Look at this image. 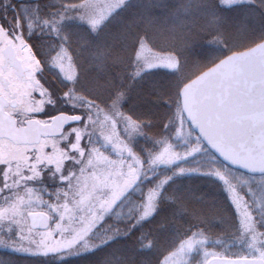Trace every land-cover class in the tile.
Returning <instances> with one entry per match:
<instances>
[{"label":"rangeland","instance_id":"obj_1","mask_svg":"<svg viewBox=\"0 0 264 264\" xmlns=\"http://www.w3.org/2000/svg\"><path fill=\"white\" fill-rule=\"evenodd\" d=\"M26 1L29 3L32 0ZM103 1L108 2V0ZM2 2L5 4L0 7V42L6 39L14 41L17 50L25 56L28 64L36 67L37 71H40V67L43 68L41 104L32 103L29 105V111H38L42 108L44 121H48L53 114L60 111H70L82 116L80 122L68 126L63 134L43 137L39 143L33 145L15 144L8 139L0 138V208L15 206L24 218L25 227L31 230L30 235L38 244L43 241L45 247L67 249L58 252L56 256L46 258L48 264H53L51 261L55 262L60 256L76 259L79 255L75 253L97 245H104L105 254L101 260L102 264H138L136 258H131L128 250L123 252L118 244L115 246L119 240L113 243L108 232L104 233L101 244L94 242L93 239L95 236H100L98 228L101 224L107 227L116 220L108 219L121 216L120 212L125 208L127 215L133 216L137 206L142 207V211L151 197H154L151 202L156 206L157 200L163 196L161 194L166 186L165 179L169 177L165 171L174 165L181 164L177 167L179 170L177 173L181 177L201 173L211 179L209 182L219 183L218 186L221 184L224 191L229 184L239 190L245 188L242 181L252 175L229 168L212 155L186 121L180 108L176 110L178 115L171 121L175 122L174 128L177 133L174 144L169 143L156 153L150 154L149 159L140 157L127 140L120 137L123 124L120 122L123 120L114 117L111 111L98 105L92 106L89 111L69 108L71 104L69 96L59 92L55 88L54 77L52 80L49 79L45 72L49 70L54 76L55 71L47 66L45 68L44 64L37 66L35 61L30 59L34 54L41 60L39 52L45 57L43 48L38 46L36 36L31 37L32 53H25L21 39L28 41L29 37L26 26L21 23L17 10L13 8L14 0L7 2L0 0V3ZM195 2L201 11L207 13L211 9L210 0H195ZM117 3H121V0L115 3L116 8ZM233 6L244 9L242 15L248 18L252 25V30L244 31L243 35L252 37L250 41L255 43L259 39H264V0H238ZM5 10H14L15 14H4ZM90 10L92 7L87 5L86 14H89ZM102 10H105L104 5ZM64 11L63 7L61 14ZM111 12L106 11L104 15L111 16ZM68 14L75 15L71 12ZM214 14L210 16L213 19L211 23L206 22L211 26L212 33L215 31L216 22H219L214 20ZM231 25H235L239 30L236 24L231 23ZM243 25H245L244 21L240 23V26ZM239 38H241L240 32L234 30L228 33L226 38L223 37L215 43L222 48L230 43L229 41L245 40ZM195 40L202 41L201 34L196 35ZM217 51L219 50L216 48L207 55L203 53L202 56L192 57L178 64V70L174 71V74L179 77L187 73L194 74L199 70L201 72L202 68L207 66V60L218 54ZM163 56L169 55L149 56L144 50L137 60L145 67L147 64H153L155 68H166L159 64V59ZM173 107L177 108V105ZM126 122L127 127H133L129 121ZM217 173L220 175L218 176ZM255 176L258 178L260 175ZM148 179L149 181L153 179L157 185L150 183L146 186ZM140 194L143 201L139 197ZM222 194L226 198V194ZM34 211H44L50 215L51 222L47 228L36 229L31 226L29 214ZM134 216L136 218L138 214ZM125 226L126 222L123 223V227ZM110 227L114 232H118L117 225ZM119 235L118 232L116 236ZM106 241L110 242L105 244ZM20 259L17 260V264L37 263Z\"/></svg>","mask_w":264,"mask_h":264},{"label":"trees","instance_id":"obj_2","mask_svg":"<svg viewBox=\"0 0 264 264\" xmlns=\"http://www.w3.org/2000/svg\"><path fill=\"white\" fill-rule=\"evenodd\" d=\"M118 1L120 0H108L105 3L103 0H90L88 6L92 7V10L86 15L90 19H106L107 22L100 29L99 35L88 37L90 43L87 45H80L78 37L84 35L80 25L72 23L68 26L73 32L69 43L80 69L76 92L68 93L71 103L69 108L89 111L92 106L98 105L111 111L114 117L123 120L120 122H123L120 137L125 138L140 157L149 159L150 154L156 153L169 143L174 144L177 139L175 122H171L178 115L176 110L178 108L181 110L177 91L200 70L191 75L187 73L177 77L174 71L166 68L148 69L137 60L136 53L140 49V42L142 40L145 42V50L149 56L157 54L174 56L178 64L192 57L202 56L203 53L207 55L217 48L218 54L207 60V66L202 68L204 70L226 54L253 45L255 42L250 41L252 37L243 35L244 31L252 30V25L249 19L242 15L244 9L237 6H233L235 10L232 7L220 8L217 7L216 0H210L211 9L207 13L199 9L195 0H123L122 3L116 4L118 5L116 8L115 3ZM73 2L74 0H33L24 6L20 1H14L13 8L17 10L21 23L26 26L27 35L29 31L35 32L33 36H36L38 46L43 48L44 53L46 45L43 41H50L51 37L46 31L41 30L43 18L59 19L63 5ZM4 4V2L0 3V7ZM103 5L105 10H102ZM106 11H112L111 16L110 14L109 17L105 16ZM4 12L8 15L15 14L14 10ZM211 14H214V20H219L216 22L214 33L210 32L211 26L206 23H211L213 20L210 18ZM242 21L245 25L240 26ZM231 23L239 26V30ZM29 24L31 28L27 27ZM234 30L240 32L239 39L245 40L229 41L230 43L219 48V44L215 42L223 37L226 38V35ZM198 34H201L202 41L195 40ZM101 50L104 52L102 60L93 59V52ZM39 54L41 61H44V67H50L55 71L54 76L49 70L45 71L49 79L52 80L54 77L55 88L65 93L66 82L63 77L55 65L47 62L46 56L42 57L40 52ZM138 69L142 74L136 77L134 74ZM119 92L124 94L122 103L116 95ZM77 96L80 98L77 99ZM173 105H177V108ZM126 121H129L133 127H127ZM205 148L211 153L206 146ZM179 165H174L165 171L169 177L165 179L166 186L161 194L163 196L156 202L157 212L152 220L137 225L133 230L130 225L135 223L134 215L139 214L142 207L137 206L133 216H128L127 208L124 207L123 212H120L121 216L108 219H116L114 222L107 227H103L102 224L99 226L100 236H95L93 241L101 244L104 233L108 232L113 243L119 240L115 246L118 244L123 252L128 250L131 258H136L138 264H156L159 253L174 237L197 225L201 220L212 224L215 218L225 217L228 202L224 201L226 198L222 193L226 194V192L221 184L218 186V182V184L209 182L211 179L201 173L181 177L177 173ZM147 181L146 186L150 183L157 185L153 179ZM139 197L144 200L141 194ZM124 222H126L125 227H123ZM116 225L119 228L117 229L119 236H116L118 232H114L110 227ZM141 234L156 240V248L151 253L142 254L138 251ZM103 249L104 245L90 254L79 255L76 259L66 257L51 263L102 264L101 260L105 254ZM24 259L36 261L35 264L49 263L42 258Z\"/></svg>","mask_w":264,"mask_h":264},{"label":"snow or ice","instance_id":"obj_3","mask_svg":"<svg viewBox=\"0 0 264 264\" xmlns=\"http://www.w3.org/2000/svg\"><path fill=\"white\" fill-rule=\"evenodd\" d=\"M89 2L90 0H74L71 4L65 3L63 5L65 11L59 19L44 17L40 25L42 32L46 31L51 37L50 41H43L46 45L43 54L50 65H55L66 82L64 96L69 92H76V84L80 79V69L69 43L73 32L68 26L72 23L80 25L84 35L79 36L78 39L80 45L85 46L90 43L88 37L99 35L100 29L107 22L106 19H90L86 15ZM216 2L217 7L228 8L238 0H216ZM69 12L75 15H69ZM27 27L31 28V25ZM33 35L35 32L29 31L28 41L21 39L26 54L32 53ZM145 47V42L142 40L140 50L136 53L137 58H140ZM92 55L93 59L102 60L104 52L101 50L93 52ZM30 59L35 61L37 66L44 63L34 54ZM159 64L171 71H176L179 67L178 60L174 56H163L159 59ZM25 67L30 69L28 75L34 76L37 68L31 64H26ZM146 67L150 69L154 65L147 64ZM39 70L43 71V68L40 67ZM141 74V70L138 69L134 75L139 77ZM116 95L122 103L124 94L119 92ZM243 167L247 168V166ZM247 171L253 175L242 181L245 185L243 190L231 184L225 189L228 202L226 216L215 218L212 224L201 220L197 225L174 237L159 253L156 264H264V165L247 168ZM257 172L260 173L258 178L254 175ZM152 199L154 197L149 199V203L136 217L135 223L130 225L133 230L137 225H142L155 217L157 207L152 204ZM30 231L25 227L24 218L15 206L0 208V264H17L20 258L46 259L49 256H56L60 251H67V249L45 247L43 241L38 244L30 235ZM140 241L138 251L142 254L151 253L156 248V240L150 236L145 237L141 234ZM108 242L110 241H106L105 244ZM101 246L103 245L87 247L86 250L75 255L90 254ZM58 258L66 259L63 256Z\"/></svg>","mask_w":264,"mask_h":264},{"label":"water","instance_id":"obj_4","mask_svg":"<svg viewBox=\"0 0 264 264\" xmlns=\"http://www.w3.org/2000/svg\"><path fill=\"white\" fill-rule=\"evenodd\" d=\"M264 41V40H263ZM186 120L203 143L226 165L248 172L264 165V43L232 52L186 82L179 91ZM80 114L58 112L51 122L17 125L0 104V138L38 143L78 123ZM247 166V168L243 167ZM254 175H260L259 172ZM34 228H47V213L29 215Z\"/></svg>","mask_w":264,"mask_h":264},{"label":"flooded vegetation","instance_id":"obj_5","mask_svg":"<svg viewBox=\"0 0 264 264\" xmlns=\"http://www.w3.org/2000/svg\"><path fill=\"white\" fill-rule=\"evenodd\" d=\"M20 2L24 6L28 3L26 0ZM26 64L25 56L19 53L14 41L6 39L0 42V104L16 119L17 125H26L31 120L49 123L54 114L48 121H44L42 108L29 111L32 103L41 104L42 75L41 71H36L34 76L28 75L30 69L25 67ZM47 215L51 222L50 215Z\"/></svg>","mask_w":264,"mask_h":264}]
</instances>
